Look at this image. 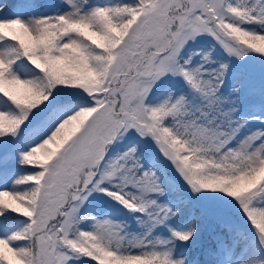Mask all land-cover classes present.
<instances>
[{
    "label": "snow or ice",
    "instance_id": "1",
    "mask_svg": "<svg viewBox=\"0 0 264 264\" xmlns=\"http://www.w3.org/2000/svg\"><path fill=\"white\" fill-rule=\"evenodd\" d=\"M202 36L215 44L189 50ZM249 53L258 77L229 88L230 58ZM249 120L264 123V0L0 4V176H15L0 188V264H264L241 247L251 235L264 249V128L242 134ZM141 142L156 149L147 168ZM160 158L251 232L225 207L204 241L207 213L175 225ZM94 192L138 213L137 230L82 211Z\"/></svg>",
    "mask_w": 264,
    "mask_h": 264
},
{
    "label": "rangeland",
    "instance_id": "2",
    "mask_svg": "<svg viewBox=\"0 0 264 264\" xmlns=\"http://www.w3.org/2000/svg\"><path fill=\"white\" fill-rule=\"evenodd\" d=\"M0 4L9 5L10 0H0ZM189 43L191 46L189 50L200 48L206 51L208 48L212 47L215 44V41L210 36H202V37H197L195 41H190ZM212 54L217 60L229 59L223 52V49L220 48L218 45L215 46ZM257 55L258 54L255 53H249V56L253 58L252 59L246 58L244 62H239L234 57L230 58L232 63V70L230 74L232 72L238 73L240 72L239 69H242L244 75L243 78H241L242 84L249 82L253 75L258 77L261 71V65L259 61L254 58ZM230 74L226 78V84L229 86V88L232 86L230 80L233 79V76ZM252 111L253 110L250 109L245 103L240 109V114L250 115L252 114ZM256 128H264V123H261V121L259 120H249L248 124L242 130V134H246L248 130H252ZM131 142H132L131 137L128 138V141L120 142V146L118 150L123 151ZM141 147H144V149H146L147 151L146 154L142 153L140 149ZM139 152L141 154V159L142 162L144 163V167L147 168L149 166H152L153 158H151L149 154L156 152L154 146L150 143L141 142L139 147ZM159 163H162L164 165V167L169 172V175L173 180L180 182L179 185L182 192H184V195L190 198L193 205L202 208V210H204V212L207 213L206 214L207 218L210 217L211 219H214V217L210 214L213 213L217 208L225 207L228 209L229 206H223L216 203V197L214 195L206 196L199 193H192L191 189L180 179L178 174L175 172V169L172 168V166L168 163V161L160 158ZM166 198L169 199L167 195ZM170 201L175 205L174 200H170ZM86 208H92L94 212V216L100 219L108 217L116 220H125L130 225L133 231L137 230L136 216H138L139 214L129 213L127 209L123 208L122 205H120L117 201H115L111 197L107 196L105 193H100V192L92 193L89 196L88 201L85 202V206L82 209V211H85ZM97 210H105L108 213L100 214L99 212H97ZM77 264H79V262H77Z\"/></svg>",
    "mask_w": 264,
    "mask_h": 264
},
{
    "label": "trees",
    "instance_id": "3",
    "mask_svg": "<svg viewBox=\"0 0 264 264\" xmlns=\"http://www.w3.org/2000/svg\"><path fill=\"white\" fill-rule=\"evenodd\" d=\"M17 2V0H14ZM248 27H256L257 30H260L259 26L256 25H249ZM240 72H232L230 75L233 76V81L230 80L231 85H235L236 83H241V78H243V70L239 69ZM29 137H25L21 141V147L25 146L28 142ZM143 154H146L147 151L144 149V147L140 148ZM17 169H19L20 172H23L26 169V166L19 165L17 163L16 165ZM156 170L158 172V175L161 177V181L163 184L166 185V193L169 196L171 200H176L175 204L176 206L180 207V211L176 217L173 218V222L175 225L179 226L181 225L187 218L188 214L190 211H196L197 213L204 212L199 206L193 205L190 198L184 195V192H182L179 181L173 180L169 172L166 170L164 165L162 163H156L155 165ZM15 179V176H12L11 178H5L3 176L0 177V188L4 187H11L12 186V180ZM21 188L25 187L23 185L20 186ZM172 187L176 188V191H171L170 189ZM187 200L189 202V206H181L183 204V201ZM228 212L231 215V217L239 224L240 228L243 229L246 233L251 232L250 225L246 223V219L242 217V214L239 213L236 209L231 208V206L228 207ZM84 212L90 213L92 216H94V212L92 208H86ZM100 214L105 213L104 210H97ZM115 213V212H114ZM214 225V219H211L210 217L207 218L206 215L201 217V226H202V235L200 237L201 241H204L208 235V233L211 231L212 227ZM85 227H90V222H85L84 224ZM253 237L249 235L248 241H242L241 247L246 243L247 249L245 252V256L243 257L244 259H247L249 255H255L256 258H262L264 259V249H261L257 243L253 244L252 243ZM199 253V248H197L194 252V254ZM239 251L237 252L236 255L238 254ZM89 264H95L94 261H89Z\"/></svg>",
    "mask_w": 264,
    "mask_h": 264
}]
</instances>
